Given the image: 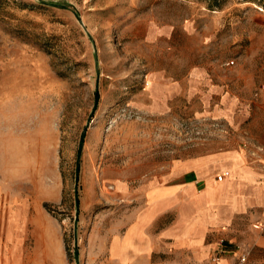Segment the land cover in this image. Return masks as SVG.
I'll use <instances>...</instances> for the list:
<instances>
[{"label": "rangeland", "instance_id": "1", "mask_svg": "<svg viewBox=\"0 0 264 264\" xmlns=\"http://www.w3.org/2000/svg\"><path fill=\"white\" fill-rule=\"evenodd\" d=\"M225 151L264 152V0H0V194L28 203L18 264H115L101 237L142 185ZM217 245L205 264L234 244Z\"/></svg>", "mask_w": 264, "mask_h": 264}, {"label": "crops", "instance_id": "2", "mask_svg": "<svg viewBox=\"0 0 264 264\" xmlns=\"http://www.w3.org/2000/svg\"><path fill=\"white\" fill-rule=\"evenodd\" d=\"M137 198L132 215L118 219L120 230L101 237L115 264H171L163 259L174 256L182 264H205L223 236L234 245L218 264H264V152L259 158L225 151L178 161L163 181L144 183ZM27 204L14 205L0 194V264L19 262ZM253 216L262 221L260 231L250 222ZM236 243L245 246L243 262ZM153 257H159L155 263Z\"/></svg>", "mask_w": 264, "mask_h": 264}, {"label": "built area", "instance_id": "3", "mask_svg": "<svg viewBox=\"0 0 264 264\" xmlns=\"http://www.w3.org/2000/svg\"><path fill=\"white\" fill-rule=\"evenodd\" d=\"M231 63H233V62H231ZM222 178H223V174L218 175V176L216 177V179H217L218 181H222ZM245 258H246V253H245V252L241 253V255H240V257H239L240 262H243V261L245 260ZM219 260H220V257H219V256H214V257L212 258V261H213L215 264H218Z\"/></svg>", "mask_w": 264, "mask_h": 264}, {"label": "trees", "instance_id": "4", "mask_svg": "<svg viewBox=\"0 0 264 264\" xmlns=\"http://www.w3.org/2000/svg\"><path fill=\"white\" fill-rule=\"evenodd\" d=\"M97 97H98V94L96 93V99H97Z\"/></svg>", "mask_w": 264, "mask_h": 264}]
</instances>
